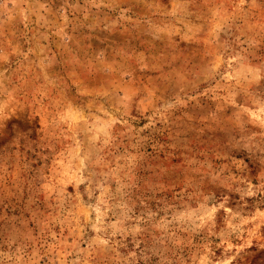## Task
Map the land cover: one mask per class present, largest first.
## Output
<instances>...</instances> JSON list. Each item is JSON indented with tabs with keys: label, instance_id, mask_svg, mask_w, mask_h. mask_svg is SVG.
<instances>
[{
	"label": "rangeland",
	"instance_id": "obj_1",
	"mask_svg": "<svg viewBox=\"0 0 264 264\" xmlns=\"http://www.w3.org/2000/svg\"><path fill=\"white\" fill-rule=\"evenodd\" d=\"M0 264H264V0H0Z\"/></svg>",
	"mask_w": 264,
	"mask_h": 264
}]
</instances>
